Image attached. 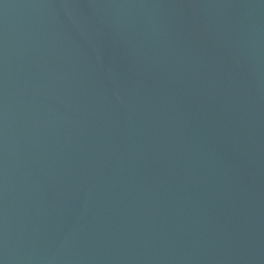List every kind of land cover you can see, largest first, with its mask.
I'll return each instance as SVG.
<instances>
[{"label":"water","instance_id":"1","mask_svg":"<svg viewBox=\"0 0 264 264\" xmlns=\"http://www.w3.org/2000/svg\"><path fill=\"white\" fill-rule=\"evenodd\" d=\"M0 264H264V0H0Z\"/></svg>","mask_w":264,"mask_h":264}]
</instances>
